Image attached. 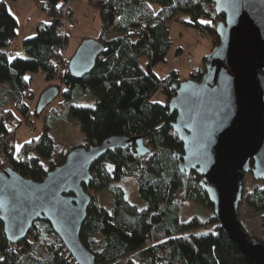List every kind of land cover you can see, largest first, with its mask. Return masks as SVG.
Instances as JSON below:
<instances>
[{
	"label": "trees",
	"instance_id": "obj_1",
	"mask_svg": "<svg viewBox=\"0 0 264 264\" xmlns=\"http://www.w3.org/2000/svg\"><path fill=\"white\" fill-rule=\"evenodd\" d=\"M65 1L45 0L40 8L48 18L57 15ZM89 3L98 12L101 29L96 40L104 48L88 75L73 76L67 72V63L62 64L58 108L61 115L79 123L83 136L80 144L57 155L50 117L36 137L18 148L14 146L15 134L21 127L16 116L26 118L31 101L26 96L31 82L26 76L46 73L45 80L49 81L54 64L61 63L52 50L60 42L55 36V23H39L34 36L21 42L24 56L9 59L4 49L15 40L17 22L0 1V141L8 160L4 170L11 169L23 178L39 182L75 147L99 145L112 136L142 137L150 149L148 155L139 157L133 149L115 150L107 152L90 169L92 181L84 189L91 193V200L79 238L94 256L95 264H244L242 254L226 238L212 210L204 219L195 216L187 222L180 221L182 205L204 203L206 194L199 187L200 177L195 172L186 175L177 168L176 157L182 154V144L169 125L175 114L169 113L167 102L182 80L176 71L162 79L152 72L165 61L170 48V21L185 17L182 24L208 35L213 49L219 40L217 25L222 17L215 13L211 0ZM141 58L147 60L145 67ZM206 59H202L203 67ZM202 75L197 72L190 77L199 79ZM157 92L166 98L165 105L152 100ZM52 110L50 113H57ZM33 113L34 117L40 116L36 107ZM26 122L32 120L27 118ZM126 177L136 181L145 207L137 209L124 198L121 189H115L111 210L107 211L98 204L96 195ZM245 201L251 212L260 214L263 235L257 240L264 245L263 181L245 195ZM208 225L214 230L195 232ZM246 234L248 239L253 238ZM66 254L45 221H35L27 237L14 245L6 241L0 222V264H75Z\"/></svg>",
	"mask_w": 264,
	"mask_h": 264
},
{
	"label": "water",
	"instance_id": "obj_2",
	"mask_svg": "<svg viewBox=\"0 0 264 264\" xmlns=\"http://www.w3.org/2000/svg\"><path fill=\"white\" fill-rule=\"evenodd\" d=\"M211 3L222 17L218 43L207 56L203 75L182 81L167 102L169 113L175 114L169 125L182 144L177 168L200 177L199 187L220 229L244 264H264L263 243L248 239L237 219L244 176L264 182V0ZM103 48L96 39L82 40L67 72L76 77L91 73ZM58 95L57 87L45 89L37 113ZM126 149L139 157L150 152L142 137L112 136L99 145L69 150L39 182L11 169L0 173V222L6 241L21 242L35 221H45L76 264H95L79 238L91 200L84 188L92 181V165L107 152Z\"/></svg>",
	"mask_w": 264,
	"mask_h": 264
},
{
	"label": "rangeland",
	"instance_id": "obj_3",
	"mask_svg": "<svg viewBox=\"0 0 264 264\" xmlns=\"http://www.w3.org/2000/svg\"><path fill=\"white\" fill-rule=\"evenodd\" d=\"M86 1L88 2V0ZM84 12L86 14L87 21H90L93 18H91L92 14H90L88 10H85ZM184 18L185 17L183 16H178L168 24L169 38L171 40L170 48L165 56V61L159 63L154 67V69H152V72L159 79L165 78L166 75L171 71H176L177 73L179 72L178 74L180 76V79L182 81H186L190 78L192 69L196 70L200 68L201 73H204L205 71V68L202 65V59L204 57H207L211 53L213 42L208 35L200 34L196 30L182 24V20H185ZM114 35L115 34H111V36ZM78 40L79 39L77 38L75 41L70 40V42L68 43L70 50H75L74 48H76L75 45L77 46L79 42ZM4 50H6L9 59L24 56L21 43H17L15 40ZM74 52L75 51L71 53L66 45L64 54L68 59L72 57ZM176 57L178 58V60L175 61ZM189 58L191 59V63H187V60ZM140 62L142 67H145L147 64L146 58H141ZM194 74L196 75L197 73ZM31 76H33V80H31L30 82L29 91L31 90L34 95H37V101L40 94L45 89H47L48 87L58 88L59 86V83L57 82L58 80L54 82V84L46 86L43 74L40 75V73H35L31 74ZM41 84H43L42 87H40ZM152 100L162 105L166 104V98L160 92L155 93V95L152 97ZM53 103H55L53 105V109L55 108V110H57V115H61L62 110L58 108V105L61 103L60 97H57ZM8 108L12 109V105H9ZM51 114L52 112L49 114V117ZM16 117L19 119V121L21 120L19 115H17ZM38 118L34 117L33 115V118H31L33 121L29 124H35L34 122L36 119H38L41 123L44 122L42 121L41 115ZM41 123H37V127H34V130L32 131L28 127V123L25 122V125L21 126L15 134V147L18 148L22 143L28 141L31 137H33L32 135L38 134L43 125ZM51 135L55 141V154L57 155L65 147H67L66 150H68L69 148L80 144L83 136L79 127V123L76 120L66 116L62 119V123L59 125V127L55 131H53ZM44 167H47L46 163H44ZM261 182L254 181L253 177L250 174H246L244 176L243 196L238 206L237 219L239 223L241 224L243 230L250 233V235L255 239H260L263 235L260 226V214L251 212L246 204L245 195L250 192L255 185L261 186ZM115 189H121L124 192V198L130 204L136 206L137 209L142 210L145 207V202L138 195L136 181L131 177H126L121 179L120 181L112 182L108 188L100 191L96 195L98 204L104 207L107 211L111 210L112 193ZM211 210L212 205L209 203L207 197L204 200V203H185L181 207L180 221L187 222L195 216L200 219H204ZM213 230L214 226L208 225L196 230L195 232H211Z\"/></svg>",
	"mask_w": 264,
	"mask_h": 264
},
{
	"label": "crops",
	"instance_id": "obj_4",
	"mask_svg": "<svg viewBox=\"0 0 264 264\" xmlns=\"http://www.w3.org/2000/svg\"><path fill=\"white\" fill-rule=\"evenodd\" d=\"M0 1H3L5 3L8 12L15 18L17 22V28L15 31L16 33L15 41L17 43H21L26 38L33 37L35 34L36 26L39 23L45 22L47 20L46 14L40 8V5L44 3L45 0H15V1L0 0ZM70 8L72 12V18L75 21L76 26L75 29L72 30L67 37V48L71 53H73V51L76 50V48L78 47V45L81 43L82 40L86 38L96 39L98 37L101 29V23L99 20L97 10L90 5L89 0L88 2L86 0H74ZM85 10H88L90 14H92L91 18L92 17L93 18L90 21H87L86 14L84 12ZM76 38L79 39L78 40L79 42L77 46L75 45L76 47L74 48L75 50H70L68 43L70 42V40L75 41ZM26 78L30 79V81L33 80V76L31 75H27ZM42 85L43 84H41L40 87H42ZM54 104L55 103L52 104V107ZM52 115L53 116L52 117L50 116L49 118L51 121V125H53L51 134L59 127V125L62 123V119L65 117L64 115H59V114L57 115V113L55 114L54 112H52ZM38 134L32 136L36 137ZM66 149L67 147L63 148V150L60 151V153L66 151Z\"/></svg>",
	"mask_w": 264,
	"mask_h": 264
},
{
	"label": "built area",
	"instance_id": "obj_5",
	"mask_svg": "<svg viewBox=\"0 0 264 264\" xmlns=\"http://www.w3.org/2000/svg\"><path fill=\"white\" fill-rule=\"evenodd\" d=\"M73 2H74V0H66L65 3H63L60 6L57 15H52V16L47 18L49 23H55V30H54L55 36L57 39L60 40V42L58 44L54 45L52 47V50L54 53H56L60 57L61 63H55L54 64L53 76H52L51 80H49V81L45 80V78L47 77V74L46 73L43 74V78H44L46 86H48L50 84H54V82H56L57 80H58L57 82L59 83V76L61 73L62 64L67 63V61H68V58L64 54L65 48H66L65 40L67 39L69 33L75 29V23L72 19V12H71V8H70L71 4ZM176 60H178L177 57L175 58V61ZM187 63H191L190 58L187 60ZM197 72H201V69L198 68L196 70H193V69L191 70V74H194ZM26 96L31 98V101H30V104L28 106L27 117L26 118L20 117L21 126L25 125L27 118L32 120L31 118H33V115H34L33 111L36 107V102H37V98H38L37 95H34L31 91L26 92ZM52 108H53L52 106H49L42 111V113L40 114L42 116V121L45 122L49 118V114H50V111ZM38 119L35 120V122H34L35 124H29L28 123V125H29L28 127L32 131L34 130V127H37L36 126L37 123H41ZM44 122H42L41 124H43ZM1 150H2V148H1V141H0V173H2L4 171L5 166H8V160L4 156V154L2 153ZM147 244L150 245L151 242L147 241ZM66 253H67L66 255H69L67 251H66Z\"/></svg>",
	"mask_w": 264,
	"mask_h": 264
},
{
	"label": "snow or ice",
	"instance_id": "obj_6",
	"mask_svg": "<svg viewBox=\"0 0 264 264\" xmlns=\"http://www.w3.org/2000/svg\"><path fill=\"white\" fill-rule=\"evenodd\" d=\"M201 23H202V24H204V23H208V21H201ZM25 79H27V78H25Z\"/></svg>",
	"mask_w": 264,
	"mask_h": 264
}]
</instances>
